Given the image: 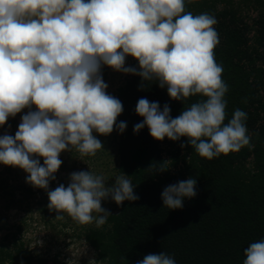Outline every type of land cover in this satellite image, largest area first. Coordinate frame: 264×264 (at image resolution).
<instances>
[{
	"label": "clouds",
	"instance_id": "clouds-1",
	"mask_svg": "<svg viewBox=\"0 0 264 264\" xmlns=\"http://www.w3.org/2000/svg\"><path fill=\"white\" fill-rule=\"evenodd\" d=\"M216 24L208 13L185 12V0H0V126L28 110L15 136L0 135V164L22 169L26 183L44 189L56 220L66 213L79 224L100 228L111 215L103 201L110 198L121 206L138 200L124 173L107 186L103 175L73 172L67 187L49 190L62 152L95 156L103 149L97 135L107 136L114 128L122 134L127 127L117 122L123 104L108 94L104 66L154 81L175 101L202 97L175 118L168 104L161 110L158 102L140 98L135 111L143 120L134 133L147 127L157 141L186 137L208 160L253 147L244 111L236 109L224 123L228 85L214 58ZM129 56L138 67L126 66ZM167 162L148 170L164 172ZM196 184L190 177L168 185L161 193L163 206L182 209L185 198L196 196ZM244 256L243 264H264V239L251 243ZM89 264L99 262L90 259ZM136 264L176 261L161 252Z\"/></svg>",
	"mask_w": 264,
	"mask_h": 264
},
{
	"label": "trees",
	"instance_id": "trees-1",
	"mask_svg": "<svg viewBox=\"0 0 264 264\" xmlns=\"http://www.w3.org/2000/svg\"><path fill=\"white\" fill-rule=\"evenodd\" d=\"M185 12L216 18L219 44L213 50L214 58L222 65V79L228 85L224 123L236 109L244 111L253 147L208 160L182 137L178 142L186 147L178 173L169 163L164 172L148 170L166 160L160 141L150 136L147 127L133 131L143 120L135 111L138 100L158 102L161 110L168 104L175 118L202 97L175 101L166 87L128 74L114 95L123 104L117 122L124 121L127 127L122 134L114 128L111 134L97 138L114 149L113 169L131 178L139 199L121 206L110 198L102 202L111 213L107 222L84 233L101 264H136L147 254L161 252L171 255L176 264H243L244 249L264 239V0H185ZM130 66L138 67V62L134 59ZM9 121L13 129L9 135L15 136L19 125L15 118ZM71 153L79 154L75 149ZM171 156L178 163L180 156ZM0 168V264H44L39 258L34 262L27 250L23 239L26 218L10 225L7 214L16 210L32 215L35 208L46 213L36 197L48 196L26 181L15 182L18 167L0 164ZM190 177L197 180L196 196L185 198L182 209L164 207V188Z\"/></svg>",
	"mask_w": 264,
	"mask_h": 264
},
{
	"label": "rangeland",
	"instance_id": "rangeland-1",
	"mask_svg": "<svg viewBox=\"0 0 264 264\" xmlns=\"http://www.w3.org/2000/svg\"><path fill=\"white\" fill-rule=\"evenodd\" d=\"M133 60L134 58L131 56L127 57L126 66H130ZM102 75L104 82L108 85V94L113 96L116 89L126 82L128 76V74L114 71L107 66L102 68ZM33 110L35 109L33 108ZM27 111V109H24L14 117L17 125L21 122V116L26 114ZM9 120L10 118L5 125L0 126V135L12 132L13 129L9 126ZM160 147L163 158L168 161L167 163L170 164L172 171L175 174L178 173L181 169L179 162L185 156V152L179 142L171 141L165 137L163 141H160ZM171 154L180 156L178 163H174L175 160L173 162ZM60 159L63 163L55 174L56 179L50 182L49 190H54L60 184H64L67 187L70 182V174L73 172L90 170L97 175H103L107 186H111L118 176L113 169L116 154L114 149L109 148L108 144L103 146V149L98 150L95 156L82 158L80 154L73 155L71 152L65 151L60 154ZM16 169L17 173L14 181L24 183L23 181H26L28 174L20 168ZM2 170L3 168H0V171ZM176 176L180 177V175ZM44 192L47 194L45 190ZM36 202H41L40 206L46 208V213H41L40 210L35 208L32 215L31 213L24 215V213L16 210L7 214V221L10 225L15 224L22 218H26L23 226V239L34 262L38 258L44 260V264H51L53 261H57L60 264H68L70 260H78V264H89L90 259L96 260L95 251L87 244L84 233L89 231L90 228L100 229L101 227L97 228L95 223L79 224L66 213H64L65 218L63 220H56L57 213L50 211L46 206V202L49 203L48 198H43L40 195L36 197Z\"/></svg>",
	"mask_w": 264,
	"mask_h": 264
}]
</instances>
